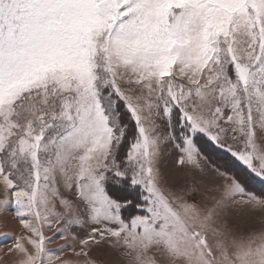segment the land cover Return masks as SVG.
<instances>
[{
    "label": "snow or ice",
    "instance_id": "1",
    "mask_svg": "<svg viewBox=\"0 0 264 264\" xmlns=\"http://www.w3.org/2000/svg\"><path fill=\"white\" fill-rule=\"evenodd\" d=\"M0 193L13 264H264V0H0Z\"/></svg>",
    "mask_w": 264,
    "mask_h": 264
},
{
    "label": "rangeland",
    "instance_id": "2",
    "mask_svg": "<svg viewBox=\"0 0 264 264\" xmlns=\"http://www.w3.org/2000/svg\"><path fill=\"white\" fill-rule=\"evenodd\" d=\"M165 156H164V171L167 176L175 175L180 177L183 180L185 177L189 175H196L190 168H178L175 166V159L177 156L176 150L172 147L171 144L165 146ZM2 193H0V199H2ZM258 226V225H257ZM20 231L18 220H16L10 213L8 214H0V233L3 232H13L18 233ZM54 234V229L52 231H48L45 229L46 236H52ZM64 243L62 240H55L54 242L48 244L50 249L57 248L60 244ZM0 251H4L0 249ZM66 257H69V253H65ZM93 256L97 259L98 262H103V264H118L117 257L115 254L110 253L108 249H98L93 253ZM75 260V257H71ZM15 258L9 255H3L0 257V264H13Z\"/></svg>",
    "mask_w": 264,
    "mask_h": 264
}]
</instances>
